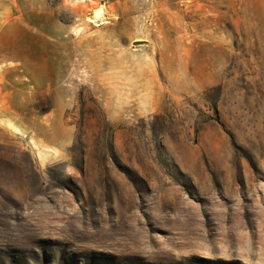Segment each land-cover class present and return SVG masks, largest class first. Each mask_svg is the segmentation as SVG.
I'll use <instances>...</instances> for the list:
<instances>
[{"label":"rangeland","instance_id":"rangeland-1","mask_svg":"<svg viewBox=\"0 0 264 264\" xmlns=\"http://www.w3.org/2000/svg\"><path fill=\"white\" fill-rule=\"evenodd\" d=\"M0 264H264V0H0Z\"/></svg>","mask_w":264,"mask_h":264},{"label":"bare ground","instance_id":"bare-ground-1","mask_svg":"<svg viewBox=\"0 0 264 264\" xmlns=\"http://www.w3.org/2000/svg\"><path fill=\"white\" fill-rule=\"evenodd\" d=\"M96 17V16H95Z\"/></svg>","mask_w":264,"mask_h":264}]
</instances>
